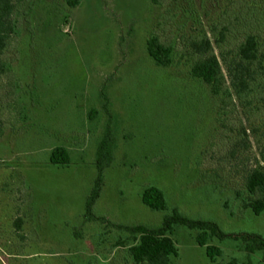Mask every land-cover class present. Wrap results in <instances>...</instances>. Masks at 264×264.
Returning <instances> with one entry per match:
<instances>
[{"label":"rangeland","instance_id":"obj_1","mask_svg":"<svg viewBox=\"0 0 264 264\" xmlns=\"http://www.w3.org/2000/svg\"><path fill=\"white\" fill-rule=\"evenodd\" d=\"M78 1L16 4L19 35L0 56L11 67L0 72V264H132L126 248L114 249L128 238L117 226L157 228L173 209L227 234L264 237V215L236 195L264 154V94L245 107L235 100L219 116L209 89L189 76L193 41L205 33L213 42L214 25L235 31L245 3L264 0ZM152 35L174 46L170 67L147 54ZM241 40L229 34L228 57ZM260 41L264 51V32ZM108 130L114 160L86 217ZM58 146L70 151L69 166L50 163ZM150 186L164 192L165 211L141 202ZM194 236L175 228L172 264H264V253L248 255L231 239L218 242L223 254L212 263Z\"/></svg>","mask_w":264,"mask_h":264},{"label":"trees","instance_id":"obj_2","mask_svg":"<svg viewBox=\"0 0 264 264\" xmlns=\"http://www.w3.org/2000/svg\"><path fill=\"white\" fill-rule=\"evenodd\" d=\"M26 1L0 0V56L8 50L11 38L19 35V25L15 18L16 4ZM149 1L153 5L160 3V0ZM67 2L72 7L79 3L78 0H67ZM245 4L247 5L245 17L237 25L235 31H230L225 26L214 25L210 28L214 37L213 42L204 33L201 39L193 41L191 45L198 58L190 66L189 76L209 89L210 95L221 106L219 116L222 111H225L226 105L232 104L235 100L245 107L264 94L263 91H260L264 82V51H262L260 41L261 33L264 32V5L256 7L249 6L248 3ZM233 33H242V40L237 45L233 56L228 57L230 53H225L224 47L229 34ZM213 43L219 49V55H216ZM146 50L157 66L168 68L172 65L175 53L172 44L163 43L159 37L152 35L146 42ZM221 60L225 65L226 72L223 70ZM10 70V63H0L1 73ZM0 126L1 138L5 129L2 121H0ZM115 150V137L108 130L97 148L98 174L86 200V217L92 215L93 208L101 197L103 173L111 166ZM49 161L55 166H69L71 164L70 151L64 146L55 147L51 151ZM236 195L244 209L252 212L255 216L264 215V154H261V162L245 177L243 193ZM141 202L152 210L165 211L167 209L164 192L154 186L147 187L142 191ZM19 220L18 218L17 222ZM100 220L103 221V219ZM177 226H184L195 232V243L205 249L206 256L212 263L217 262V259L223 254L217 245L218 242L227 239L238 241L243 251L248 255L264 253L263 236L255 233L227 234L216 223L190 219L178 212L177 209H173L172 214L165 216L161 226L157 228L143 225L117 226L120 230L127 232L128 238H119L114 249L126 248V255L132 264H172V259L177 258L179 254L176 241L173 238ZM16 229H21L20 223H17ZM99 264H107V262H99Z\"/></svg>","mask_w":264,"mask_h":264}]
</instances>
